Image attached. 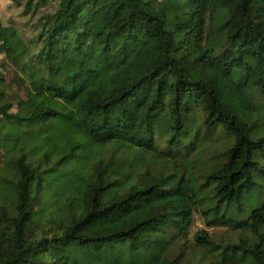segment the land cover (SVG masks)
<instances>
[{"label": "trees", "instance_id": "1", "mask_svg": "<svg viewBox=\"0 0 264 264\" xmlns=\"http://www.w3.org/2000/svg\"><path fill=\"white\" fill-rule=\"evenodd\" d=\"M36 28L0 22V264H181L198 206L250 233L198 245L264 264V0H58Z\"/></svg>", "mask_w": 264, "mask_h": 264}, {"label": "rangeland", "instance_id": "2", "mask_svg": "<svg viewBox=\"0 0 264 264\" xmlns=\"http://www.w3.org/2000/svg\"><path fill=\"white\" fill-rule=\"evenodd\" d=\"M27 2L28 0H0L1 24L6 28L16 30L25 41L37 33L36 24L39 17L46 12L55 10L58 0H49L47 4L39 7H36L37 0H31L28 9L26 8ZM0 72L9 82L11 88L17 89V72L4 59L3 54H0ZM262 197L264 198V194ZM199 230L206 231L221 246L227 243H235L250 234L240 229L208 225L202 216L201 207L198 206L193 212L188 234L186 237H180L171 245L170 256L176 257L181 264H254L251 255L243 254L238 249L234 250L230 247L210 249L198 245L194 236ZM229 251L231 254L226 253Z\"/></svg>", "mask_w": 264, "mask_h": 264}]
</instances>
